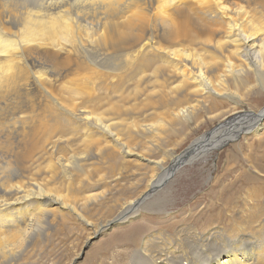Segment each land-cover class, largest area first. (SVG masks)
Masks as SVG:
<instances>
[{
	"label": "bare ground",
	"instance_id": "1",
	"mask_svg": "<svg viewBox=\"0 0 264 264\" xmlns=\"http://www.w3.org/2000/svg\"><path fill=\"white\" fill-rule=\"evenodd\" d=\"M261 85L264 91V0H0V227L25 225L6 242L0 238V258L24 247L28 228L48 214L46 199L78 217L88 209L50 199L46 186L57 174H79L96 157L115 162L119 152L151 165L141 192L123 203L118 222L135 208L139 213L176 170L207 162L251 122L242 139L253 141L232 145L236 152L247 150V167L235 173L221 199L231 207L225 233L233 235L227 249L234 252L219 263L218 252L210 254L205 242H195L194 252L202 249V264H264L263 112L242 114L237 130L221 124L225 129L208 140L200 137L175 158L165 151L162 160L151 161L128 143L140 136L148 140V152L152 141L174 128L198 125L204 113L213 114L218 103L212 97L230 102L236 98L232 91L250 95ZM144 110H160L165 126L132 117ZM240 113H228L224 122L229 126ZM223 130L229 136L216 146L214 136ZM74 141L90 153H71ZM166 157L172 159L169 169ZM33 205L38 210L28 212ZM160 245L147 257L153 264H196L194 252Z\"/></svg>",
	"mask_w": 264,
	"mask_h": 264
},
{
	"label": "rangeland",
	"instance_id": "2",
	"mask_svg": "<svg viewBox=\"0 0 264 264\" xmlns=\"http://www.w3.org/2000/svg\"><path fill=\"white\" fill-rule=\"evenodd\" d=\"M262 87L256 86L250 95L246 91H232L233 97L238 99H231L230 102L223 101L217 96L212 97L215 103H218L213 114L209 115L211 110L204 113L198 125L176 127L173 131L163 127L169 131L168 134L162 136L159 142L151 139L152 145L149 146L148 152L143 153L148 140L140 136H135L131 140L126 136V140H129L131 149L142 152L141 154L151 161L162 160L164 158L162 153L165 151L174 153V158L181 156L200 137L208 140L217 130L225 129L221 124L237 130L243 124L244 116L250 118L260 112L264 113ZM233 105L236 108H233ZM236 110L241 113L235 122L228 126L224 119L229 116L228 113ZM132 114L139 123L157 122L158 125L165 126L160 110H144ZM249 123L247 126L244 124L236 137L233 136L234 143L241 142L246 146L253 141V138L242 139L243 133L250 128ZM228 132L223 130L216 134L212 142H217L215 143L217 146L221 139L229 136ZM231 134L233 132H230ZM77 137L95 143L94 137L80 135ZM234 143L222 144V148L212 151L207 162L196 163L193 166L185 164L183 168L176 170L167 179L168 182L159 188L160 191L155 192L141 206L139 213L134 214L138 210L135 208L127 212L128 215L125 213V217L123 215L124 218L118 222L115 220L121 215L123 203L136 198L141 192L146 176L151 173V165H141L136 157L129 159L119 152L115 162L99 157L92 158L84 167V171H80L83 174L71 170L68 173L57 174L52 179L54 181H50L46 186L49 194L53 195L50 199L55 196L62 197L79 208L86 204L88 209L80 212L82 217H78L77 213L60 209V203H48L46 199L43 206L48 208L46 210L48 214L40 216L39 223L28 228L32 234L24 247L6 260L0 258V264H153L147 257L157 254L156 248L160 244V247L165 246V250L173 246L177 247L178 251L192 255L195 242H205L204 248L210 254L218 252L215 256L218 257L219 263V260L227 257L231 251L234 252L227 249L233 248L231 241L233 235H228V238L225 233L228 231V219L233 221L229 216L231 207L228 208L221 199L235 173L246 168L248 164L247 150L240 149L236 152L232 147ZM152 146H158V150H151ZM196 148L198 147L195 146ZM70 152L80 156L90 153V150L86 149L83 143L74 141L70 146ZM237 156L236 164L233 159ZM186 160H190L189 156ZM165 161L166 169L172 167L171 158L166 157ZM44 162L45 160L39 161L42 164ZM41 173H44L43 169ZM44 176L48 180L51 177L49 172H45ZM35 208L38 206H30L27 211H36ZM59 209L63 213L59 212ZM10 224L11 222H3L0 227V238L3 236V242L25 227L9 226ZM209 233L214 237L208 240ZM13 243L11 239L8 244ZM222 248L228 252L222 251ZM193 255L196 257V264H202V249L195 250ZM212 260L209 264L217 263Z\"/></svg>",
	"mask_w": 264,
	"mask_h": 264
}]
</instances>
